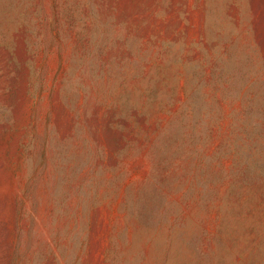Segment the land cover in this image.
I'll use <instances>...</instances> for the list:
<instances>
[{"label": "rangeland", "instance_id": "1", "mask_svg": "<svg viewBox=\"0 0 264 264\" xmlns=\"http://www.w3.org/2000/svg\"><path fill=\"white\" fill-rule=\"evenodd\" d=\"M0 264H264V0H0Z\"/></svg>", "mask_w": 264, "mask_h": 264}]
</instances>
